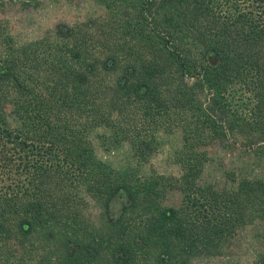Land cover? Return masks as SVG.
Wrapping results in <instances>:
<instances>
[{
	"label": "trees",
	"instance_id": "obj_1",
	"mask_svg": "<svg viewBox=\"0 0 264 264\" xmlns=\"http://www.w3.org/2000/svg\"><path fill=\"white\" fill-rule=\"evenodd\" d=\"M59 2L0 0V264H193L237 244L264 264V0H93L77 19ZM93 129L136 165L110 170ZM175 130L179 175L141 169Z\"/></svg>",
	"mask_w": 264,
	"mask_h": 264
},
{
	"label": "rangeland",
	"instance_id": "obj_2",
	"mask_svg": "<svg viewBox=\"0 0 264 264\" xmlns=\"http://www.w3.org/2000/svg\"><path fill=\"white\" fill-rule=\"evenodd\" d=\"M92 1L93 0H67L69 8L67 7L63 11L60 9H63L65 5H62V2H59L57 6H55L57 16L77 19L78 17H81L82 9L87 6V4L93 3ZM72 2L80 4L81 10L77 7H72ZM47 11L48 10L46 9L43 14L42 12L35 14L36 20L32 17V21L34 23L40 22V26L45 24L46 17L50 19H55L54 17H57L54 12H52V15L50 13L46 14ZM90 134L97 149V157L104 161L109 166L110 170L117 171L128 163H131L132 165L134 164L133 167L136 165V158L132 155L127 144L115 147L114 145L112 146L108 134L105 131L99 132L98 130L93 129L90 131ZM180 141V130H175L171 134L160 133L158 140L156 141L155 153L147 163H144L141 169H144V171L149 173H163L165 175L177 177L180 173ZM232 156L233 155H231V157L227 156V162L226 160H222L224 161V165H222L223 168L227 167L231 169L232 166H237L239 164V154L235 153L234 157ZM222 167L213 164L212 169V174L220 180L223 178ZM178 201L179 195L172 194L167 206L176 205ZM87 210L89 211L90 218L94 220L96 218L95 212L98 211V209L92 204L91 207H87ZM231 253V257L220 255L213 257L199 256L194 258L193 264H241L242 259H246V257L242 258L244 248L240 246V244L235 245L231 250Z\"/></svg>",
	"mask_w": 264,
	"mask_h": 264
}]
</instances>
